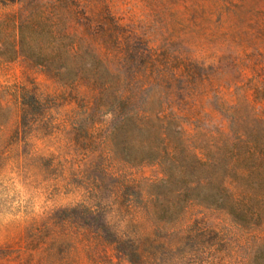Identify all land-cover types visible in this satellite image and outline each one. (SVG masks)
Listing matches in <instances>:
<instances>
[{"label": "rangeland", "instance_id": "1", "mask_svg": "<svg viewBox=\"0 0 264 264\" xmlns=\"http://www.w3.org/2000/svg\"><path fill=\"white\" fill-rule=\"evenodd\" d=\"M83 2L135 106L161 110L162 136L175 111L217 159L218 129L264 116V0ZM21 10L0 0V264H130L117 246L131 244L145 264H264V229L218 207L220 164L191 190L170 159H143L145 135L113 129L98 87L27 59ZM34 30L42 42L45 29Z\"/></svg>", "mask_w": 264, "mask_h": 264}, {"label": "trees", "instance_id": "2", "mask_svg": "<svg viewBox=\"0 0 264 264\" xmlns=\"http://www.w3.org/2000/svg\"><path fill=\"white\" fill-rule=\"evenodd\" d=\"M11 2L20 3L22 7L16 17L21 33L22 23L26 20L24 8L27 7V40L30 39L27 41V59H39L37 63L59 79L74 75L77 85L87 83L98 87L95 101L102 102L110 111L113 129L125 130L126 138L132 130L145 135V140L136 147L143 159H170L177 165L175 173L182 176L189 173V189L202 185L203 179L198 174L202 168L209 170L220 164L218 207L243 224L264 229V116L257 115L243 130L235 126L236 122L245 120L244 116H235L230 120L231 129H218L220 152L217 159L202 153L199 150L202 146L195 144L201 137H207V133L191 134L186 128V118L175 111L171 112L172 135L162 136L154 123L161 121V110L155 112L151 108L135 106L137 100L121 82V73L110 67L109 34L102 27L94 31L93 22L98 17L94 5L83 0H27V6L25 0ZM35 24L45 29L42 42L35 43ZM71 25L75 33L67 35ZM257 92L264 102V90L257 88ZM260 107L264 111V104ZM159 136L163 138L162 148L157 143ZM127 143L126 150H132L131 142L127 140ZM175 173L172 176L177 175ZM180 201L181 197L176 196V205ZM117 249L130 264H145L139 245L117 246Z\"/></svg>", "mask_w": 264, "mask_h": 264}]
</instances>
